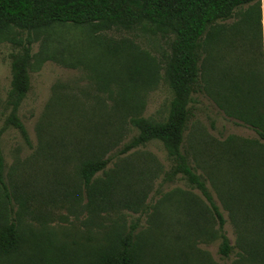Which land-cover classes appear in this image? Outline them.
Masks as SVG:
<instances>
[{"label":"rangeland","instance_id":"rangeland-1","mask_svg":"<svg viewBox=\"0 0 264 264\" xmlns=\"http://www.w3.org/2000/svg\"><path fill=\"white\" fill-rule=\"evenodd\" d=\"M261 8L264 22V0ZM245 9L239 8L241 15L229 20L227 26L211 31L213 40H207L206 59L200 65L209 89H215L223 101L226 92L233 90L229 99L235 102V112H248L247 121L259 128L264 123L259 118L263 93L258 13L243 14ZM46 35L49 41L42 46ZM165 49L160 37L142 31L90 37L86 29L71 27L51 29L33 45L31 88L18 113L29 144L14 129H8L0 140L4 164L0 226L17 222L18 212L20 249L29 252L28 256L22 253L21 261L12 264H30L25 261L41 258L46 250L42 243L45 240L71 248L65 255L71 264H87V260L97 256L96 246L108 245L109 238L115 237L121 226L128 231L136 224V231L145 232L149 219L170 214L174 219L191 213L195 219L185 218L182 222L202 227L201 232L216 230L209 206L197 190L181 179L163 181L171 163L161 143L151 142L145 148L115 157L137 135L129 119L143 117L162 122L172 99L160 73L150 84H135L124 77L121 65L129 64L141 51L160 60ZM16 51L0 41V128L6 116L3 107L10 84L9 57ZM122 86L131 101H123ZM203 86L200 80V89ZM193 98L192 121L186 134L189 162L205 180L225 220L224 232L234 245L238 237V137H258L221 112L203 92ZM83 139H88V146L81 144ZM93 157H111L105 171H119L121 175L120 185L113 191L114 208L97 217L85 208L86 195L78 176L81 162ZM95 178L105 177L99 173ZM185 205L190 208L187 212L181 210ZM182 231V243H194L200 251L194 254V261L208 257L220 264L218 241H209L187 225ZM82 247H88L83 251L85 261L75 262L74 255H79ZM50 253L55 256L58 252ZM171 253L168 255L174 262L178 257L184 260L177 250ZM3 257L0 254V259ZM16 257L13 254L9 260Z\"/></svg>","mask_w":264,"mask_h":264},{"label":"trees","instance_id":"trees-1","mask_svg":"<svg viewBox=\"0 0 264 264\" xmlns=\"http://www.w3.org/2000/svg\"><path fill=\"white\" fill-rule=\"evenodd\" d=\"M261 1L0 0V41L10 44L17 50L9 57L10 84L3 107L6 116L0 128V140L8 129H14L23 141L29 144L27 131L18 113L31 88L32 47L39 37L49 30L59 27L83 28L90 37L111 32L120 34L142 31L160 37L166 44L160 60L141 51L133 56L129 64L126 62L121 65L124 69V77L135 84L139 82L150 84L160 73L161 81L172 92V99L167 117L162 122H154L143 117L129 119V125L137 131V135L131 138L115 157L145 148L151 142L161 143L171 163L163 181L173 183L181 179L190 188L197 190L207 202L217 228L212 233L201 232L199 229L202 227L182 222L185 218L194 220L195 215L187 212L190 208L186 205L181 206V210L187 212L186 216H177L174 219L171 214L154 216L157 218L148 220L145 232L141 229L136 231L138 228L136 224L130 226L128 231L121 226L115 237L109 238L108 245L96 246L98 254L95 258L87 260V264H219L212 262L208 257L194 261V254H200V251L194 247V243H182L184 236L182 230L186 225L194 233L201 232V235L209 241L219 242L217 253L220 256V264H264V126L257 128V125L249 123L248 112H240L239 109L238 113L235 112V102L229 99L234 95L233 90L226 92V101L219 99L216 90L209 89L206 80L203 79V65H200V62H205L204 56L208 47L206 43L207 40H213L211 31L215 27L227 26L229 20L237 14L241 15L237 12L241 7H247L243 14L257 11L263 93L259 118L264 123ZM48 38L49 35L44 36L42 46H46ZM112 51L116 53L115 49ZM138 66L142 69L139 70ZM119 76L120 74L117 75ZM200 80H203V89H200ZM122 91L123 101H131L123 86ZM200 91L209 99H213L226 116L238 120L241 126L250 128L258 137V140L238 137V237L234 245H231L224 232L225 220L215 205L205 180L195 173L189 162L186 134L192 121L191 105L195 103L193 96ZM116 107H119V104ZM88 143V139H83L81 144L88 146ZM111 157L88 158L78 167V176L86 195L85 208L92 212L90 214L94 217L105 213L107 209L114 208L113 191L119 187L121 175L119 171L111 174L105 171L112 161ZM99 173L105 178L96 179L95 176ZM3 181L4 164L0 153V185H3ZM229 198L232 196L229 195ZM16 220L18 223L6 222L0 226V254L4 256L0 259V264L21 261L19 256L22 253L27 256L29 254L20 249L22 232L18 229L21 222L18 212H16ZM156 239H160L161 242ZM42 243L46 246L45 254L41 258H32V260L25 258L27 260L25 262L71 264L65 257L67 250L71 251V248L59 245L56 241L45 240ZM168 247L171 249H167ZM87 248L82 247V250L77 248L81 252L79 255L73 254L77 257L75 262L85 261L83 251ZM51 250H56L58 253L54 256L50 253ZM176 250L184 258V260H180V257L176 258L177 263L168 255ZM13 254L17 256L16 259L9 260Z\"/></svg>","mask_w":264,"mask_h":264},{"label":"crops","instance_id":"crops-1","mask_svg":"<svg viewBox=\"0 0 264 264\" xmlns=\"http://www.w3.org/2000/svg\"><path fill=\"white\" fill-rule=\"evenodd\" d=\"M262 9V8H261ZM261 25H262V54H263V71H264V22H263V14L261 10Z\"/></svg>","mask_w":264,"mask_h":264}]
</instances>
